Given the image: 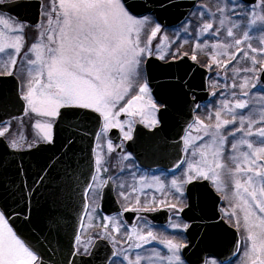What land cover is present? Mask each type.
<instances>
[{
    "label": "snow or ice",
    "instance_id": "6c2138e0",
    "mask_svg": "<svg viewBox=\"0 0 264 264\" xmlns=\"http://www.w3.org/2000/svg\"><path fill=\"white\" fill-rule=\"evenodd\" d=\"M4 3L6 0H0V4ZM172 6L171 0H143L141 3L50 0L47 9L40 6L41 20L35 25L36 37L30 44L26 39V22L0 14V77L15 76L20 81L16 95L21 102V112L23 117L34 120V132L29 139L20 131L23 117L0 119V145L5 154L53 151L46 146L56 143V130L61 125L71 128L74 120H95L99 131L93 133L96 143L92 149L91 170L83 176L80 185L83 189L81 211L89 220L98 215L106 189L115 188L118 197L125 202L122 213L102 217V231L93 237L83 240L82 232L74 234V244L69 251L72 259L66 257L65 264H96L100 241L111 246L100 264H192L184 258V250L189 245L181 238L191 223L181 219V215L186 214V210L188 213L196 211L195 206L187 203V192L188 185L198 181L210 182L216 193L227 201L228 208L221 209V219L241 234L242 239L234 245V254L242 253L240 264H264V95L258 98L260 108L257 110L249 91L256 87L254 80L259 82L255 75L258 67H264L261 64L264 61V0L258 3L252 0L251 6L245 0H223L215 5L214 12H207L202 5L192 13L200 18L195 48L201 47L200 37L207 33L219 37L223 31L231 38L230 42L217 40L211 45L213 49L234 46L248 56L240 47L247 42L249 51L259 53L260 58L248 57L251 67L241 70L251 75L239 85L235 81L231 84L233 99L225 97L218 107L214 105L206 114L209 122L199 115L192 116L191 109L198 111L201 105L195 102L194 96L190 102L188 93L180 89L177 104L190 110L185 126L178 133L180 154L173 162L171 178L138 175L139 166L131 153L121 157L128 164L120 171L129 169V175L140 184V193L145 199L140 195L134 203L130 199L137 192L135 183L129 185L121 176L103 178L102 173L108 172V168L102 160V137L111 129H119L123 140L131 141L136 124H142L155 134L171 107L167 101L153 97L151 85L157 78L156 73L169 71L170 60L176 62L189 56L187 51L181 53L179 46L173 51L170 40L166 45L153 46V38L163 32L157 10ZM241 21H244L243 26ZM190 24V20L184 21L181 25L184 32L190 31ZM253 27L259 32V47L249 42ZM237 32H242V38L237 37ZM143 35L149 36L146 43ZM164 39L168 40L167 35ZM204 46H207L206 41ZM190 58L198 59L194 50ZM172 87L179 88V85ZM237 88L239 94L235 91ZM122 115L128 119L121 120ZM180 115H184L183 111ZM13 120L20 122L15 130ZM78 138L75 132L64 138L63 155L58 157L57 163H63L65 157L73 153ZM119 147L123 148V144ZM107 148L109 153L115 151L110 139ZM50 167L54 170L56 163L51 166L46 163L30 187L27 177L22 179L20 191L24 187H28L29 192L38 191L51 176L50 170L45 171ZM73 171L69 162L64 175L71 180ZM24 173L23 165H18L16 174L24 176ZM145 188L159 192L160 198L155 195L147 198ZM58 194L59 190L54 193ZM208 195L211 198V193ZM161 209L171 213L168 223L173 230L171 235L157 230L146 216L137 215L139 223L131 225L123 218L128 212L140 214ZM201 211L207 219H215V201ZM11 214L5 201L0 205V264H46L40 252L14 230L9 222ZM193 219L196 217L188 218ZM25 222L32 223L27 216ZM83 226L81 218L80 228ZM154 242L166 251L153 246ZM77 257L82 259L77 261ZM195 264H223V260L215 256L198 257Z\"/></svg>",
    "mask_w": 264,
    "mask_h": 264
},
{
    "label": "water",
    "instance_id": "95a60500",
    "mask_svg": "<svg viewBox=\"0 0 264 264\" xmlns=\"http://www.w3.org/2000/svg\"><path fill=\"white\" fill-rule=\"evenodd\" d=\"M129 2L141 3L143 0H129ZM197 2L198 0H171L174 6L157 10L159 23L166 28L178 27L186 20ZM245 2L252 4V0ZM41 5L39 0H16L0 4V12L19 18L27 25L35 26L41 20ZM157 63L162 64L161 61ZM169 64L171 65L169 71L156 73L157 78L152 80L151 85L155 99L167 101L171 105L162 125L157 128L155 134L138 125L134 138L128 145V149L140 165L147 169L172 170L173 162L180 154L177 143L178 133L185 126V119L190 110L187 106L181 107L177 104L176 97L180 89L188 93L190 102L194 96L196 103L205 104L211 97L208 90L210 73L206 69L193 64L188 57ZM260 81L264 84V70L261 72ZM18 85L19 81L15 76L0 77V119L23 116L21 102L16 95ZM175 85H179V88L172 87ZM180 111H183V116L180 115ZM196 111L194 108L191 109L193 117ZM72 125L71 128L61 125L56 130V143L46 146L52 147L53 151L34 150L31 153L8 155L0 145V205L7 202L12 213L9 217L10 224L18 231L21 238L40 252L46 264H65L66 257L72 259L69 251L74 244L73 237L76 232H81V218L83 221L85 218V213L81 211L83 189L80 185L83 183V176L91 170L92 149L96 143L93 133L98 132L99 128L95 120L78 119L72 121ZM71 132H75L79 137L73 153L65 157L63 163H57L58 157L62 156L64 151L61 144ZM69 162L74 169L71 180L64 175ZM46 163L49 166L56 163V168L45 169L51 171V176L45 185L39 187L38 191L32 192H29L28 187H24L21 192L22 179L27 177V184L30 187L37 173L41 172ZM21 164L25 169L24 176L16 174L17 166ZM36 183L39 185L40 182L36 181ZM188 189V203L195 206L196 211L188 213L186 210V214H182V217L191 223L187 231L189 247L184 250V258L195 264L198 257L215 256L222 259L223 264L232 263L239 254H234V245L241 239L239 233L221 219L222 198L216 194L208 181L195 182L188 185ZM6 190H8L7 195ZM57 190L59 194L54 195ZM212 200L215 201L216 215L215 219L209 220L201 208L209 207ZM101 210L107 212L104 205H101ZM130 215L133 214H129L127 218L132 224L133 216ZM26 216L32 223L25 222ZM146 216L155 222H160V213L146 214ZM191 216H195L196 219L189 221L188 218ZM98 243L96 264H100V260L111 247L104 241ZM76 259L79 261L82 258Z\"/></svg>",
    "mask_w": 264,
    "mask_h": 264
},
{
    "label": "rangeland",
    "instance_id": "374dc122",
    "mask_svg": "<svg viewBox=\"0 0 264 264\" xmlns=\"http://www.w3.org/2000/svg\"><path fill=\"white\" fill-rule=\"evenodd\" d=\"M46 5V9L50 3V0H42V4ZM223 0H202L201 4L198 6H204L205 10L207 12H214L215 11V5L217 3H222ZM194 11V13L197 12V9ZM1 14V13H0ZM207 19V17H205ZM235 19V17H233ZM191 21L190 24V31L188 33L183 31V28L176 29L174 31H164L162 34L158 35L156 38H153L152 43L153 46H155L157 43H160L161 45H166L168 41H172V48L173 47H181L183 44L186 47V51L189 52V55L193 54V50L195 51V54L201 57V63L203 66H205L207 69L211 70L213 73V76L209 82V85L211 86L212 92H215L216 95L214 96L213 101L203 107L202 109V117L201 119H205V122H209L206 119V114L213 109V106H219L220 101L225 99L227 97L229 100H232L233 97L231 93L234 91L231 88V84L235 81L238 85L240 83H243L245 77H249L251 74L242 71L241 69L246 68V67H251L252 62L251 59H249V56H256L257 59L260 58L259 53H251L247 47V42L245 44H242L240 47L244 50V52L248 53V56H245L243 52H239L236 47H230V48H219V49H213L211 47L212 44H215L217 40L228 43L230 42L231 38L226 37L225 32H221L219 37L212 36L210 33L205 34L204 36L200 37L201 41V47L200 48H195V45L197 43L196 40V31H197V24L200 21L199 16H191L189 19ZM244 21H241V25L243 26ZM217 24L214 23V27H216ZM30 29L26 28V33H28L29 40L28 43L30 44L33 42V40L36 37L37 29H31V27H28ZM236 31V30H234ZM150 32V29H149ZM167 35L168 40L164 39V36ZM250 35L252 36V39L249 41L253 47H259V40L257 37L259 36L258 29L256 27H253ZM237 37L242 38V32H237ZM149 39L148 35H143L142 40L146 43L147 40ZM207 42V46H204V42ZM192 42V43H191ZM167 51V48L164 49ZM233 55L235 58H233ZM225 64H227V67H225ZM261 64L264 65V61H261ZM208 65H211L209 68ZM19 67V65H18ZM260 69V70H259ZM264 69V67H258L255 75L259 77L260 71ZM20 73L17 72V76H19ZM253 83H256L255 88H251L250 91V98L254 101L255 108L259 110L260 108V102H259V97L261 95H264V87L260 83V81L257 83L255 80ZM228 84L229 87L225 88L224 85ZM237 94H239L240 89L237 88L235 89ZM244 114H247V110H244ZM25 118H23V125L20 127V131L22 133L23 127H24V122ZM214 123V119L211 121ZM34 123V120L32 121V124ZM20 122L14 120L13 121V126L14 130L17 125H19ZM32 127V125H31ZM34 131V129L32 128ZM145 190V189H144ZM225 206L224 209L228 208V203L226 200H224ZM170 235L173 233V230L170 228ZM100 232V231H99ZM84 233H87L85 231ZM88 234V233H87ZM241 235V234H240ZM242 238V237H241ZM83 240H87L86 236L84 235ZM158 245L156 246L158 249L161 251H166L163 249V246L157 243ZM143 252V250H141ZM242 256V253L240 254L239 258L233 263V264H240V257Z\"/></svg>",
    "mask_w": 264,
    "mask_h": 264
},
{
    "label": "flooded vegetation",
    "instance_id": "af4514ba",
    "mask_svg": "<svg viewBox=\"0 0 264 264\" xmlns=\"http://www.w3.org/2000/svg\"><path fill=\"white\" fill-rule=\"evenodd\" d=\"M202 0L199 1V3H201ZM43 5L46 9V5L43 2ZM250 6V5H249ZM27 29H30L27 27ZM31 29H36V28H32ZM26 39L27 41L29 40V36L28 33H26ZM173 51L176 50V47L172 48ZM180 51L181 53L186 51V47L182 44L180 47ZM188 57H191L190 55ZM198 59L196 61H193L194 63L200 65L201 67H205L202 65L201 57H199L197 55ZM169 62H172L171 60ZM186 63V62H185ZM206 68V67H205ZM210 72L212 73V71L210 70ZM212 92V90H211ZM213 93V92H212ZM213 100H211L208 104H210ZM207 104V105H208ZM205 106H201V108L196 112V115H199L200 118L202 117V109ZM195 115V116H196ZM25 118V122H24V127L22 130V134L26 135L29 139L31 138L32 134H33V130H32V119H30L29 117H23ZM121 120L126 121L128 119L127 116L122 115L120 117ZM138 125H142V124H136V126ZM111 140L113 145L115 146V151L109 153L108 152V148H107V142L108 140ZM130 141H125L122 138V133L120 132L119 129H111L109 132H107L101 139L100 143L102 146V160L104 162V166L108 168V172L102 173L103 178L104 179H108L110 176L111 177H116V176H121L123 177V179L129 184H136V188H137V192L133 193L132 196L130 197V199L132 200V202L134 203L135 198L137 195H140V198L143 200L145 199V196L143 194L140 193V184L133 181L131 176L129 175V169L125 168L124 172H121L120 169L124 168L125 165L128 164V161H122L121 157L123 155H125V153H131L132 152L128 149V145H129ZM123 144V148H120L119 146ZM132 157L135 161V163L139 166V171H138V175L139 174H147L149 176L151 175H159L162 178L167 177L168 179L171 178V171L169 170H165V169H161V168H157V169H146L143 168L142 166H140V164L138 163V161L135 159L134 155L132 154ZM133 171H135V169H133ZM130 191V189H129ZM144 193L147 194V198H151L152 195H155L157 198H160V193L159 192H155L153 189H149V188H145ZM125 202L123 200H121V198L118 197L117 192L115 190V188L109 190L106 189L105 190V197L102 201L101 204L104 205V207L106 208V211H102L100 210V207L98 209L99 214L98 215H94V218L92 220H89L86 216L85 218V224H84V232L87 231V233H84V235L86 236V239H89L90 237H93L96 233H98L99 231H102V217L107 215V216H116L118 213H122L123 212V204ZM187 203H188V199H187ZM100 204V206H101ZM225 206V202L223 199V203L221 206V209H224ZM155 213H160L161 214V218H160V222L156 223L154 221H152L148 216H146V214H155ZM222 213V212H221ZM129 214H133L130 216H133V223H139V221L136 220V216L137 215H141V216H146L149 220V222L151 224H153L157 230H159L160 232L164 233L165 235H170V228L168 227V223H169V217L171 215V213L169 212V210L167 209H161L155 212H150V213H133V212H128V213H124L123 214V218L129 223V225H131L130 220H128L127 216H129ZM181 219H183L182 215H181ZM184 220V219H183ZM165 221V222H164ZM185 222H187L185 220ZM181 238H183L186 242H187V237L185 233L181 234ZM158 244L154 242L153 246H157ZM151 247V246H149Z\"/></svg>",
    "mask_w": 264,
    "mask_h": 264
}]
</instances>
